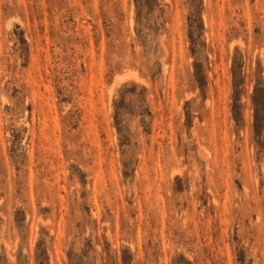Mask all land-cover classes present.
I'll return each instance as SVG.
<instances>
[{
	"label": "rangeland",
	"instance_id": "1",
	"mask_svg": "<svg viewBox=\"0 0 264 264\" xmlns=\"http://www.w3.org/2000/svg\"><path fill=\"white\" fill-rule=\"evenodd\" d=\"M0 264H264V0H0Z\"/></svg>",
	"mask_w": 264,
	"mask_h": 264
}]
</instances>
